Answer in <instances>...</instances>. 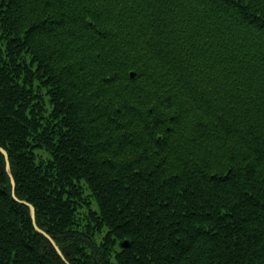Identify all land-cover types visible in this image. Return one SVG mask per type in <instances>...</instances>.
<instances>
[{"label":"trees","instance_id":"1","mask_svg":"<svg viewBox=\"0 0 264 264\" xmlns=\"http://www.w3.org/2000/svg\"><path fill=\"white\" fill-rule=\"evenodd\" d=\"M0 147L69 264H264V0H0ZM0 264H67L2 152Z\"/></svg>","mask_w":264,"mask_h":264},{"label":"water","instance_id":"2","mask_svg":"<svg viewBox=\"0 0 264 264\" xmlns=\"http://www.w3.org/2000/svg\"><path fill=\"white\" fill-rule=\"evenodd\" d=\"M131 76H134V72L131 73ZM0 152H2V154L4 155L5 157V162H6V171L11 179V184H12V188H13V197L19 201L20 203H23V204H26L29 206L30 208V214H31V218H32V221H33V225H34V228L37 232L41 233L42 235H44L50 242L51 244L53 245V247L56 249V251L58 252V254L63 258V260L67 263L68 261L65 259L60 247L58 246V244L56 243V241L53 239L52 236H50L47 232H45L43 229H41L37 223H36V209L34 207L33 204L25 201V200H21L19 199L16 194H15V187H16V181H15V178L12 174V169H11V163H10V158H9V154L7 152V150L3 147H0ZM124 247H127L129 245V242L126 240L123 242L122 244Z\"/></svg>","mask_w":264,"mask_h":264},{"label":"rangeland","instance_id":"3","mask_svg":"<svg viewBox=\"0 0 264 264\" xmlns=\"http://www.w3.org/2000/svg\"><path fill=\"white\" fill-rule=\"evenodd\" d=\"M16 188V187H15Z\"/></svg>","mask_w":264,"mask_h":264}]
</instances>
